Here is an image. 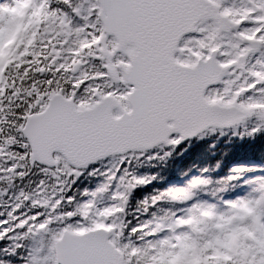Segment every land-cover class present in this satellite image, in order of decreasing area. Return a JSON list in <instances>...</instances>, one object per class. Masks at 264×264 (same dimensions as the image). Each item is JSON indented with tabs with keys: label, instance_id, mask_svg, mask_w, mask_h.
Returning <instances> with one entry per match:
<instances>
[{
	"label": "snow or ice",
	"instance_id": "obj_1",
	"mask_svg": "<svg viewBox=\"0 0 264 264\" xmlns=\"http://www.w3.org/2000/svg\"><path fill=\"white\" fill-rule=\"evenodd\" d=\"M0 264H264V0H0Z\"/></svg>",
	"mask_w": 264,
	"mask_h": 264
},
{
	"label": "trees",
	"instance_id": "obj_2",
	"mask_svg": "<svg viewBox=\"0 0 264 264\" xmlns=\"http://www.w3.org/2000/svg\"><path fill=\"white\" fill-rule=\"evenodd\" d=\"M207 141L194 143L193 146L181 156H175L166 163L161 162L156 167L145 166L140 169L141 172L154 173L159 172L162 181L159 183L150 184L146 188L138 189L136 196H141L145 193L151 192L153 188H164L167 185L184 184L193 175L197 174V169L192 168L187 175L183 173L189 169L193 164L200 167L214 164L215 160L219 159L221 153H227L223 168L213 172V176L226 175L227 169L235 164H248L253 162L255 164L261 163L257 153L258 146L253 147L246 143L237 142L232 145L226 144L223 140L217 146L215 155H210V150L207 147ZM183 147V145H181ZM179 152V149H177ZM91 183V182H89ZM135 201H133V207Z\"/></svg>",
	"mask_w": 264,
	"mask_h": 264
}]
</instances>
